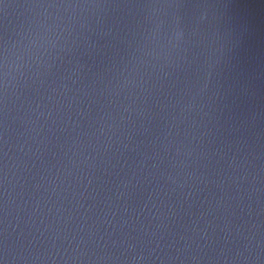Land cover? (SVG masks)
<instances>
[{"label":"water","instance_id":"95a60500","mask_svg":"<svg viewBox=\"0 0 264 264\" xmlns=\"http://www.w3.org/2000/svg\"><path fill=\"white\" fill-rule=\"evenodd\" d=\"M0 264H264V0H0Z\"/></svg>","mask_w":264,"mask_h":264}]
</instances>
